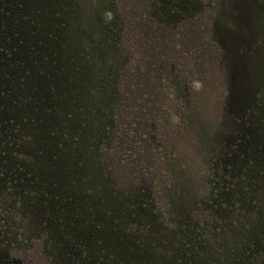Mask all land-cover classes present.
<instances>
[{"label": "rangeland", "instance_id": "obj_1", "mask_svg": "<svg viewBox=\"0 0 264 264\" xmlns=\"http://www.w3.org/2000/svg\"><path fill=\"white\" fill-rule=\"evenodd\" d=\"M70 39L96 67L65 71L56 161L32 60ZM154 236L168 264H264V0H0V264H145L125 243Z\"/></svg>", "mask_w": 264, "mask_h": 264}, {"label": "trees", "instance_id": "obj_2", "mask_svg": "<svg viewBox=\"0 0 264 264\" xmlns=\"http://www.w3.org/2000/svg\"><path fill=\"white\" fill-rule=\"evenodd\" d=\"M43 39H46L47 42H52L55 40L56 37H52V33L48 31L45 35L43 34ZM63 46L66 47L67 52L66 54L61 53L60 45L57 46V48L53 49L51 55V59H48V57L45 54V57L43 55L41 64H38V59H33L32 62L34 64H37V67L39 66V76H40V82H38L39 86H42L41 89L43 90V95L37 99L38 102L34 103L36 105V113L40 116L42 127L41 130L44 128V124L47 125L46 128H44L41 133L43 135V139L45 143H47V149L49 150V153L54 154L53 159L57 161L58 157H60V146L57 145L55 142V139L52 136V129L54 127V121H60L65 120L63 119V115L59 112H54L55 107L57 103V100H59L60 95L57 94L59 89H62L67 85V79L65 77V71H67V68H71L72 70H80L84 71L85 76L89 75L91 71L96 67V55L94 54V50L90 48L91 46L88 45L85 41H80V44L75 45L74 42L70 39L68 42H64ZM52 46H46L44 45V50L46 53H48L49 49H52ZM92 75V74H91ZM90 75V76H91ZM66 79V81H65ZM65 85V86H64ZM100 89V88H99ZM97 90V88H96ZM40 91V90H39ZM54 91V94L52 93ZM49 107L47 110H45L44 107ZM49 143V144H48ZM54 168H56V165L53 164ZM91 180H96V177L91 174L89 176ZM73 181L75 184V190L74 195L72 194V200L75 201L76 204H80L79 208L76 210V215H78L79 211L84 212L83 205H86V196L91 195L93 193L94 189L92 187L84 188V183H86L87 177L83 176L78 178H69ZM75 196V198H73ZM59 200L61 199L60 192L57 197ZM64 198V197H63ZM70 198V197H69ZM65 200V199H64ZM81 206V208H80ZM97 209L96 206L92 208L91 210L94 212V209ZM104 216L109 217L111 220L110 210L104 211ZM86 215V213H85ZM87 221V220H85ZM135 235V234H134ZM141 240V236H137V239ZM128 239V238H127ZM138 239V240H139ZM139 240V243H141ZM145 240H142V242L145 244L143 249H139L142 246H138L139 248H136V245H133L132 242L126 241L125 246H128L129 250H136L138 249V253H140L141 261L147 264V258H149V261H151V264H168V239L160 238L159 236H154L152 239H149V242H144ZM124 249L126 247H123ZM129 252L124 250L122 252L121 258V264H136L134 259L130 257ZM126 258V259H125ZM140 261V262H141Z\"/></svg>", "mask_w": 264, "mask_h": 264}]
</instances>
